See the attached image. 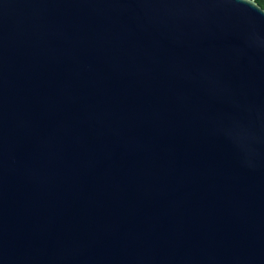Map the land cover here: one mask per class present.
I'll return each mask as SVG.
<instances>
[{
    "label": "water",
    "instance_id": "obj_1",
    "mask_svg": "<svg viewBox=\"0 0 264 264\" xmlns=\"http://www.w3.org/2000/svg\"><path fill=\"white\" fill-rule=\"evenodd\" d=\"M0 264H264V10L0 0Z\"/></svg>",
    "mask_w": 264,
    "mask_h": 264
},
{
    "label": "trees",
    "instance_id": "obj_2",
    "mask_svg": "<svg viewBox=\"0 0 264 264\" xmlns=\"http://www.w3.org/2000/svg\"><path fill=\"white\" fill-rule=\"evenodd\" d=\"M254 1L262 10H264V0H254Z\"/></svg>",
    "mask_w": 264,
    "mask_h": 264
}]
</instances>
